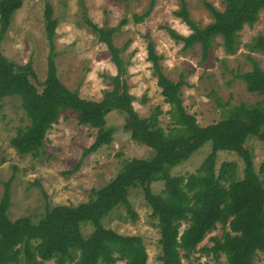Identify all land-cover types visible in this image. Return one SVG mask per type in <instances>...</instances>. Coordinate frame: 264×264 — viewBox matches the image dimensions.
<instances>
[{"label": "trees", "instance_id": "obj_1", "mask_svg": "<svg viewBox=\"0 0 264 264\" xmlns=\"http://www.w3.org/2000/svg\"><path fill=\"white\" fill-rule=\"evenodd\" d=\"M127 2L128 0H121ZM156 0H150L148 9L134 14V24H141L150 15ZM23 0H0V44L6 35L13 14ZM224 10L218 11L204 4L211 15V23L199 27L191 20L185 2L174 15L190 30L183 36L166 28L169 36L183 50L199 45L202 60L209 56L217 38L228 55L239 48V34L253 26L264 11V0H224ZM46 35L49 41L47 73L39 82L29 61L17 65L8 61L0 51V103L5 98L20 99L21 109L28 125L19 128L10 145L20 155L39 158L44 153L46 134L62 111L76 114L79 126L95 130L91 145L84 151L88 156L111 143L113 130L107 127L106 116L114 110L126 118L125 132L136 144L155 151L150 161L133 160L108 185L94 192L93 199L74 205H57L47 208L37 222L31 217L11 221L10 181L4 185L0 199V264H146L147 251L143 239L137 235H121L103 226V221L117 208L123 207L126 216L135 221L136 216L128 200L129 191L141 187L144 200L157 222L161 264H194L191 256L199 252L211 257L213 264H254L258 254L264 264V162L255 166L246 148L249 138L264 144V71L251 59L252 70L236 76L245 83L250 94L262 100L254 104L241 103L225 112V118L205 127L198 125L181 99L182 81L171 82L159 65L160 56L152 42H147V61L165 104L169 117L167 131L160 127V107H155L146 117H140L133 107L134 97L123 80L125 67L120 57L121 49L113 39L128 23L122 19L114 27H99L86 20L98 43L105 45L110 61L116 68L111 77V91H105L100 102L82 99L77 91H70L59 80L55 63L54 32L57 20L50 5L45 9ZM250 53L264 56V36L259 35L246 45ZM211 142L212 149L193 174L173 176L171 170ZM219 152L235 154L244 164L239 176L235 162H224L216 170ZM164 183L163 192L154 195L153 182ZM90 224L92 232L82 234V226ZM222 234L210 239L212 246L198 249L205 237L217 226ZM224 260H221V257ZM196 264H202L197 262Z\"/></svg>", "mask_w": 264, "mask_h": 264}, {"label": "rangeland", "instance_id": "obj_2", "mask_svg": "<svg viewBox=\"0 0 264 264\" xmlns=\"http://www.w3.org/2000/svg\"><path fill=\"white\" fill-rule=\"evenodd\" d=\"M224 0H156L150 15L141 24H134L132 16L144 13L150 0H23L22 7L13 14L11 25L4 36L0 51L10 62L17 65L32 63L39 82L47 73L49 41L46 35L45 9L50 5L53 18L57 20L53 44L56 53L57 75L70 91H77L84 100L100 102L105 91L112 90L111 77L116 68L110 61L105 45L98 43L86 20L99 27H114L127 19L114 36V45L121 49L120 57L125 67L123 80L128 92L134 97L133 107L137 114L148 117L155 107H160V127L167 131L169 117L165 114L169 106L164 103L147 61V42H152L160 56L159 65L163 75L171 82L182 81L181 99L186 111L194 115L199 126L205 127L225 118V112L241 103L254 104L260 100L256 94L245 89V83L237 75L252 70L251 59L264 71V56L250 53L246 48L253 38L264 36V11L253 26H246L239 34V48L228 55L217 38L209 56L202 60L199 45L183 50L166 28L187 36L191 30L180 21L174 12L185 2L190 18L199 27L211 23V15L204 4L218 11L224 10ZM107 127L113 130L109 145L97 152L83 156L91 145L95 130L79 126L77 116L62 111L58 122L46 134L44 153L39 158L20 155L10 145V140L19 128L28 125L17 97L3 99L0 103V199L4 185L10 181L11 206L8 217L14 221L31 217L37 222L47 208L57 205H78L93 199L94 192L105 188L122 172L123 167L133 160L150 161L155 156L152 148L136 144L125 132L126 118L110 111L106 118ZM246 148L250 151L255 170L264 162V144L249 138ZM212 143L207 142L195 151L187 161L171 170L173 176L195 173L210 154ZM224 162H235L239 176L244 164L233 153L219 152L216 170ZM164 183L153 182L150 190L154 195L163 192ZM128 200L135 213V221L126 216L123 207L114 210L103 226L121 235H137L143 239L148 260L146 264H161L159 255V232L157 222L151 217V209L144 200L141 187L129 191ZM90 224L82 226L87 236L92 232ZM220 225L209 233L198 249L211 247L210 239L220 237ZM258 254L254 264H262ZM224 260V257H221ZM192 263L213 264L211 257L199 252L191 256ZM186 264V262H183ZM45 264H52L50 262ZM117 264H124L118 262Z\"/></svg>", "mask_w": 264, "mask_h": 264}]
</instances>
